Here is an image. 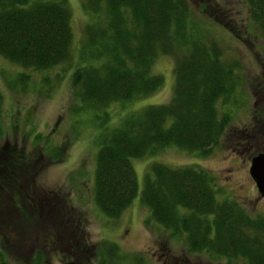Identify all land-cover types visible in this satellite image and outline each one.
Listing matches in <instances>:
<instances>
[{
  "label": "trees",
  "instance_id": "trees-1",
  "mask_svg": "<svg viewBox=\"0 0 264 264\" xmlns=\"http://www.w3.org/2000/svg\"><path fill=\"white\" fill-rule=\"evenodd\" d=\"M242 2L248 20L264 38V0ZM80 7L89 19L82 26V46L68 81L83 105L95 110L112 102L146 97L163 81L152 72L157 57L168 56L173 61L168 101L149 104L118 119L117 127L104 134L96 151L90 194L102 214L116 219L136 194L131 159L155 154L167 145L201 157L219 142L229 117L219 114L216 102L233 90L237 64L223 62L216 42L205 43L194 33L196 23L187 0H81ZM204 8L200 5L198 11ZM69 16L67 0H0V59L30 71L51 69L67 61L72 43ZM28 78L26 73L16 72L13 81L23 83ZM251 92L256 97L263 93ZM256 120L252 128L231 133L241 137L262 133L264 123L259 117ZM242 139L247 143L250 137ZM52 154L56 163L58 154ZM25 160L23 152L9 149L6 143L0 145L3 210L14 194L3 192L11 189V179L17 178L15 170L28 167ZM209 175L192 166L148 164L138 199L148 208L146 222L181 236L186 252L264 264V211L251 217L236 201L218 200L219 189L216 191ZM17 184L12 187L16 194L15 201L10 197V206L20 210L27 223L42 225L51 217L53 222L48 227L55 229L53 246L67 251L73 258L71 264H81L79 256L92 260L82 264L143 262L141 257H134L137 261L115 260L116 245L109 240L88 244L81 229H76L80 217L73 216L65 195L54 190L57 199L53 190L34 186L28 191L24 183ZM6 253L0 244V264H8ZM42 255L41 249L35 248L30 264H43Z\"/></svg>",
  "mask_w": 264,
  "mask_h": 264
},
{
  "label": "rangeland",
  "instance_id": "rangeland-1",
  "mask_svg": "<svg viewBox=\"0 0 264 264\" xmlns=\"http://www.w3.org/2000/svg\"><path fill=\"white\" fill-rule=\"evenodd\" d=\"M187 1L196 23L194 33L200 34L205 43L216 42L223 62L237 64L233 71L237 79L233 90L216 102L219 114L227 115L229 121L219 142L204 156L167 145L155 154L131 159L136 194L116 219L102 214L90 194L96 151L104 134L117 127L118 119L137 113L149 104L168 101L173 83L171 58L161 55L152 64V72L163 80L155 92L90 109L78 100L68 81L71 66L82 46V26L88 21L89 14L80 7L81 0H67L70 10L68 27L72 33L67 61L51 69L30 71L0 59V145L6 143L9 149L23 152L28 166L13 172L17 178L15 181L11 179L8 186L11 189L7 188L3 194L14 193L10 197L15 201L16 191L12 192V187L21 182L28 191L39 186L40 190L50 189L65 195L73 216L80 217L76 229H81L90 245H96L99 240L114 243L117 261H137L135 258L141 257V264H243L242 259L186 252L181 236L167 234L157 223L146 222L148 208L138 199L144 168L150 163H162L169 168L182 165L200 168L210 174L216 191L219 189L220 195L215 198L236 201L251 217L264 211V197L258 196L247 174L252 156L249 152L264 149V130L260 134L249 133L250 136L242 137L231 133L236 129L243 132L252 128L258 117L264 121V38L248 20L242 0ZM200 5L205 8L198 11ZM16 72L26 73L29 78L23 83L14 82ZM253 89L263 93L256 97L251 92ZM246 136L250 140L243 143L242 138L247 139ZM52 153L58 154L56 163ZM53 194L56 196L55 192ZM2 205L0 198V244L7 252L8 264H30L35 248L41 249L43 264H64L63 261L71 264L73 258L69 253L53 246L55 229L48 227L53 222L51 217L48 216V222L46 220L42 225L27 223L15 206L9 205L3 210ZM123 256H127L125 260H122ZM77 261L82 264L88 260L79 256Z\"/></svg>",
  "mask_w": 264,
  "mask_h": 264
},
{
  "label": "water",
  "instance_id": "water-1",
  "mask_svg": "<svg viewBox=\"0 0 264 264\" xmlns=\"http://www.w3.org/2000/svg\"><path fill=\"white\" fill-rule=\"evenodd\" d=\"M248 165L247 174L252 179L258 196L264 197V152L254 153Z\"/></svg>",
  "mask_w": 264,
  "mask_h": 264
},
{
  "label": "flooded vegetation",
  "instance_id": "flooded-vegetation-1",
  "mask_svg": "<svg viewBox=\"0 0 264 264\" xmlns=\"http://www.w3.org/2000/svg\"><path fill=\"white\" fill-rule=\"evenodd\" d=\"M262 113H263V117H264V112H262ZM261 122H264V121L262 120ZM263 150H264V149H263ZM263 150H262V151H263Z\"/></svg>",
  "mask_w": 264,
  "mask_h": 264
}]
</instances>
